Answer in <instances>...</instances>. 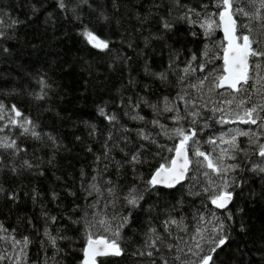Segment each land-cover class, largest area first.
<instances>
[{"label":"snow or ice","instance_id":"obj_1","mask_svg":"<svg viewBox=\"0 0 264 264\" xmlns=\"http://www.w3.org/2000/svg\"><path fill=\"white\" fill-rule=\"evenodd\" d=\"M10 6L21 15L0 8V65L23 71L27 60L32 70L25 75L36 88L16 87L5 69L0 96H27L63 120L51 103L57 86L50 73L72 75L79 64L82 96L93 76L104 85L118 74L120 84L112 99L95 103L94 118L104 122L103 129L93 119L80 120L88 139L75 135L74 141L92 159L78 177L68 172L71 185L55 170L62 167L57 157L72 148L16 103L0 99V197L17 205L21 178L51 171L72 198L57 216L35 185L24 192L39 205L43 229L31 217H18L11 229L0 221V264H28L34 242L39 247L32 264H69L81 241L79 264H121L117 258L128 255L135 264H264V0H111V14L101 0H15ZM121 8L138 27L119 41L91 26L107 27L113 20L119 26ZM62 24L74 26L95 62L79 57L55 70L56 60L47 67L39 63L45 42L50 51L68 35ZM117 44L132 50L139 73ZM154 55L161 58L159 70L153 69ZM141 73L165 90L155 100L147 95L151 85L138 79ZM237 123L249 127L206 134L216 124ZM5 180L13 183L6 187ZM49 199L62 207L55 189ZM25 225L38 240L17 237ZM125 229L142 239L129 241Z\"/></svg>","mask_w":264,"mask_h":264},{"label":"trees","instance_id":"obj_2","mask_svg":"<svg viewBox=\"0 0 264 264\" xmlns=\"http://www.w3.org/2000/svg\"><path fill=\"white\" fill-rule=\"evenodd\" d=\"M104 3L109 13H112L111 9V0H101ZM195 2V0H194ZM15 0H0V8H6V10L11 15H21L19 10H14L10 5L14 4ZM123 14V15H122ZM84 15L87 19L88 17V10L84 9ZM117 16L121 17L120 25L117 26L115 20L112 21L110 25L107 27L93 23L92 27H95L99 34L101 35H109L112 39L119 41L123 35H127V31H132L136 22L131 20L127 14H124V9L121 8L120 13L116 14ZM22 18V16H21ZM147 27V26H145ZM61 29L66 31L68 35L66 37H62L59 41H57L53 46L52 49L49 51L47 47V42L42 45L41 51L38 53L39 56V63L47 67V64L50 63L52 60H56V64L53 65V69H58L59 64L63 63L64 61H74L79 58L83 57L84 59L92 60L95 62V57H93L86 49L85 45L81 42L80 37L76 35L74 30V26L71 24H62ZM127 30V31H126ZM21 31H24L21 28ZM36 31L35 28L30 29L29 33L32 34ZM183 32V29H181ZM146 34V33H144ZM133 35L136 37L137 41H139L140 34L133 32ZM215 39L220 40L222 39V35L220 31H217ZM201 42H198V45ZM197 45V46H198ZM120 48L121 51L127 53V55L132 57V67L134 69V74L140 72V61L137 59L135 54L132 50L123 48L119 44L116 45ZM142 46V45H141ZM179 46V42L177 43ZM197 46H193L194 48ZM222 55V53H221ZM23 63L25 64V68L23 71L17 69L15 65H12L9 68V65L4 64L0 65V72L8 69L11 72L10 82L14 83L16 87H28V88H36V85L33 81L28 80L25 72H29L32 70L30 64H28L27 60H24ZM151 63L154 70H159V66L161 64V58L158 56H152ZM218 65L222 64V60H218L216 62ZM102 70V69H101ZM52 75L53 80L55 81V85L57 86V92L53 95L52 106L59 110L61 116L65 117L63 120L58 119L54 113L45 112L43 109L47 106L46 104H38L36 102L31 101L27 96L21 95L18 97H4L0 96V99H3L6 104L16 103L17 107L20 108L22 111L26 113H30L34 119H38L41 125V128L45 131H53L59 137H61L65 144H67L70 148H72V152L62 153L60 154L57 159L59 160L62 167L58 170H55V174L62 176L64 180L67 181L69 185L72 184V179L68 176V172L72 173L73 177H78V169L81 166H84L85 169H88V165L92 159L90 154H85L83 151V145L74 141L75 135H80L83 139L87 140V131L80 124L81 119H93V122H97L101 129L104 127V122L102 120L96 121L94 118L95 112V103L99 102L101 99L110 100L113 98L115 94L116 87L120 84V77L119 75L112 76L111 80L106 81L104 85H99L96 83L97 79H102V77L97 78L93 76L92 84L89 86V90L83 96L80 94V82L81 77L85 74L80 71L79 64H77L76 71L72 75H63L59 71H54L50 73ZM14 78V79H13ZM138 79L141 80L143 83H148L151 85L147 95L150 99L155 100L156 96L164 92L165 90L161 87L159 82L151 80L149 77L143 76L141 73L138 76ZM141 94H145L143 89H139ZM174 95L175 93L172 92ZM63 95L64 99L59 100L57 96ZM142 114L149 116L150 110L143 109ZM129 127H134L131 122L125 120ZM75 125V126H74ZM227 125H214L212 129L206 130V134L210 133H217L222 128L225 129ZM249 127V126H247ZM246 127V128H247ZM254 127V126H251ZM241 141L243 142L245 138L241 137ZM94 150H98V145L93 143ZM46 155V153H44ZM71 161L73 167H69L67 161ZM145 176L148 175V168L145 167L144 169ZM22 188L20 191V202L15 206H10L8 202L0 197V221H3L6 228H13L17 226L18 217H31L33 219L34 225L41 229H43V221L39 220V205L34 206L31 202L30 195L24 196V192H29L33 185H35L43 194V203L46 205L47 209L50 210L53 214L59 216L62 212L66 211L68 206L72 202V198L66 196L63 191V187L60 186V182L55 181L52 172L46 171L44 176L41 177H32V176H25L22 177ZM125 181L130 183L131 180L129 177H125ZM5 186L7 187L9 183H13L10 181H3ZM14 183H20V181H16ZM55 189L61 194L62 200V207L57 208L56 204L52 203L49 199V192ZM77 203L81 201L77 199ZM59 203V202H57ZM11 208V211H9ZM260 209L257 208L256 212L253 216V222L257 223L256 217L259 216ZM257 223V227H258ZM21 234L29 235L34 240H38L39 237L36 236L35 232L31 229H28L27 226H23L18 228L17 230V237ZM69 235H73V233H68ZM124 237H127L129 241L135 240L139 241L142 239V235H138L136 237L132 236V233L129 232L127 229L124 230L122 233ZM66 243V242H65ZM64 246V245H62ZM136 246L138 247L139 244L137 243ZM5 245L0 242V251L4 250ZM39 245L37 243H33L28 250V264H32L33 261L37 259L36 253L38 251ZM78 250L72 253L71 259L69 264H79V261L82 260V252L79 251L80 248L83 247V242H79L74 245ZM132 249L129 248L128 251L130 252ZM49 255H51V251L49 250ZM120 260L121 264H135V258L128 255L123 258H117ZM7 264V262H5Z\"/></svg>","mask_w":264,"mask_h":264},{"label":"rangeland","instance_id":"obj_3","mask_svg":"<svg viewBox=\"0 0 264 264\" xmlns=\"http://www.w3.org/2000/svg\"><path fill=\"white\" fill-rule=\"evenodd\" d=\"M237 126L238 127H241V128H246L248 125H243V124H239V123H237V124H230V125H227V127L224 130H226V129L230 128V127H237Z\"/></svg>","mask_w":264,"mask_h":264},{"label":"water","instance_id":"obj_4","mask_svg":"<svg viewBox=\"0 0 264 264\" xmlns=\"http://www.w3.org/2000/svg\"><path fill=\"white\" fill-rule=\"evenodd\" d=\"M222 38H223V33L221 32ZM221 92L223 91V89L220 90Z\"/></svg>","mask_w":264,"mask_h":264}]
</instances>
